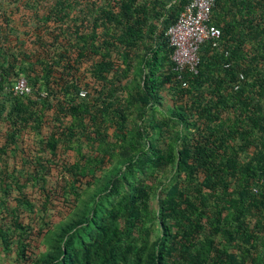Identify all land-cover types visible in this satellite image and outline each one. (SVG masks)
I'll return each mask as SVG.
<instances>
[{
  "label": "trees",
  "instance_id": "16d2710c",
  "mask_svg": "<svg viewBox=\"0 0 264 264\" xmlns=\"http://www.w3.org/2000/svg\"><path fill=\"white\" fill-rule=\"evenodd\" d=\"M187 2L0 0L2 260L264 264V0H214L178 74Z\"/></svg>",
  "mask_w": 264,
  "mask_h": 264
},
{
  "label": "built area",
  "instance_id": "2783aa9c",
  "mask_svg": "<svg viewBox=\"0 0 264 264\" xmlns=\"http://www.w3.org/2000/svg\"><path fill=\"white\" fill-rule=\"evenodd\" d=\"M214 0H188L174 24L166 30L168 44L172 48L173 70L196 73L198 50L201 44L210 41L213 47L218 45L220 31L209 24L210 11ZM242 76H239V80ZM182 86L185 84L182 83ZM236 88V86H234ZM17 96L30 92L25 79L19 78L11 89ZM80 95L83 96V93Z\"/></svg>",
  "mask_w": 264,
  "mask_h": 264
},
{
  "label": "rangeland",
  "instance_id": "374dc122",
  "mask_svg": "<svg viewBox=\"0 0 264 264\" xmlns=\"http://www.w3.org/2000/svg\"><path fill=\"white\" fill-rule=\"evenodd\" d=\"M166 100H167L166 103L169 104L170 102H169L167 97H166ZM27 139H28V143L31 144L30 139L29 138H27ZM57 162L59 164V163L64 162V160H63V158H58ZM51 167H52V169H51L52 175L50 176V179H49L50 181L48 182V190L51 193V196H52V199H53V203L57 204V202L55 201L53 196H56V193L58 191V187L56 185V182L61 180L62 178H61V176L57 175L58 168H53V167H55L53 165H51ZM27 192L29 194L33 193L32 197H34L35 199H37L39 197L38 196V191L36 189H33V190L29 189ZM50 215H51L50 220H52L53 222H55V221H57L59 219V217L54 212H50ZM22 220L25 222V217H22ZM0 259L2 260L3 258H0ZM0 264H11V263H9L6 260H2V263L0 261Z\"/></svg>",
  "mask_w": 264,
  "mask_h": 264
}]
</instances>
